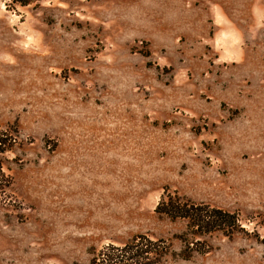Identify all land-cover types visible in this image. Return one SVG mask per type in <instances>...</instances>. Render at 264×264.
I'll list each match as a JSON object with an SVG mask.
<instances>
[{
    "label": "rangeland",
    "instance_id": "rangeland-1",
    "mask_svg": "<svg viewBox=\"0 0 264 264\" xmlns=\"http://www.w3.org/2000/svg\"><path fill=\"white\" fill-rule=\"evenodd\" d=\"M0 138V264L179 253L165 192L241 224L166 264H264V0H0Z\"/></svg>",
    "mask_w": 264,
    "mask_h": 264
},
{
    "label": "trees",
    "instance_id": "trees-1",
    "mask_svg": "<svg viewBox=\"0 0 264 264\" xmlns=\"http://www.w3.org/2000/svg\"><path fill=\"white\" fill-rule=\"evenodd\" d=\"M19 5H27L34 0H10ZM2 139L0 138V145ZM155 211L171 219H185L186 231L180 236L184 247L175 253L170 243L164 239H151L140 234L122 245L108 244L94 253L89 264H166L164 258L179 255L188 258L193 251L206 252L195 246L201 237L213 231H222L228 236L241 228L237 212L224 210L207 203H195L177 194L165 192L155 207ZM190 239H194L190 241ZM195 246V247H193Z\"/></svg>",
    "mask_w": 264,
    "mask_h": 264
}]
</instances>
